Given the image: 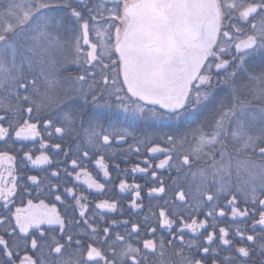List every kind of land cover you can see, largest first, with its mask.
<instances>
[{
	"label": "snow or ice",
	"instance_id": "1",
	"mask_svg": "<svg viewBox=\"0 0 264 264\" xmlns=\"http://www.w3.org/2000/svg\"><path fill=\"white\" fill-rule=\"evenodd\" d=\"M0 264H264V0H0Z\"/></svg>",
	"mask_w": 264,
	"mask_h": 264
},
{
	"label": "flooded vegetation",
	"instance_id": "2",
	"mask_svg": "<svg viewBox=\"0 0 264 264\" xmlns=\"http://www.w3.org/2000/svg\"><path fill=\"white\" fill-rule=\"evenodd\" d=\"M28 146L29 147H33V145L31 143H29ZM34 147L35 148H38L39 147L38 143L35 144ZM36 154L38 155L39 152H36ZM61 158L62 157H60V159ZM127 158H134L135 159V163L138 162V157L135 154H128ZM143 158H144L143 155H141L139 157V162H142ZM160 158H162V157H160ZM118 159H125V158L123 156L117 155L114 158H111V159L106 160V162L109 163V168H110V172H111L110 179L115 180L116 183H118V180L116 179L117 176H121V178H123L121 173H118V172H116V171L113 170L114 165L117 163L116 161ZM109 160H112L114 162H110ZM17 163L19 164V157H18ZM135 163H129V165L127 164L128 167H124V168H120V169L123 170V169L127 168V169L130 170L131 167L133 166V164H135ZM86 166H87L88 170L93 173L94 176L97 174V171L98 170H97L94 162L93 163H87ZM45 167H47V166H45ZM27 173L28 174L39 175L42 178H45L44 181H43L42 187L44 188V191L47 192V185H48V179L47 178L50 175V170L49 171H43V170H41L39 168H33L31 165H29L28 166V169H27ZM133 177H135V181H133ZM99 178L103 182L102 172L99 173ZM82 179H86V178H84L82 176ZM127 180H128L129 183L136 182V183H140L142 186L144 185V179L142 178L141 174H133V173H131L129 171V174L127 176ZM55 182L56 181L53 180V183H55ZM59 182L61 183V185H64L65 184V179L64 178H61V180ZM72 182L79 185V187L77 188V191H79V190H81V188H83L86 193H90V195H89V200L90 201L94 200V198L97 201H98V199L104 198L102 196H97V194H96V192H95L94 189L93 190L87 189V185L86 184H80V182H76L74 177H73V181ZM21 184H23V180H21ZM30 191H31V196L25 194L22 197H19L17 199L16 206H25L27 204V200L28 199H33L34 202H38V199H45L46 202L56 203L57 208H58V210L61 211V213H63L65 211L64 206L60 202L55 201L54 200V197L45 196V195H38L39 190L36 188V186H34V185L31 186ZM117 191H118V189H117ZM124 195H127V193H125ZM142 196L144 198L143 199L144 208H143V210L141 211V213H140V215L138 217L137 216H133L132 217L134 220L138 219V220H141L142 221L145 214H150L151 213L150 212L151 210H149V208H147V205L148 206L150 205V203H149L150 202V199L147 196V187L146 186L143 188ZM122 203L125 205V216H124V218H127V216L129 215V212L127 211L128 201L127 200H124V201H122ZM13 210H14V208H13ZM133 211H135V210H133ZM154 211H157V210L154 209ZM113 215H115V214H110L109 215V218H112ZM118 230L121 231V232L124 231L123 228H120Z\"/></svg>",
	"mask_w": 264,
	"mask_h": 264
},
{
	"label": "trees",
	"instance_id": "3",
	"mask_svg": "<svg viewBox=\"0 0 264 264\" xmlns=\"http://www.w3.org/2000/svg\"><path fill=\"white\" fill-rule=\"evenodd\" d=\"M72 74H76V69H70L69 70ZM139 136V134H137ZM128 144H132L133 146V150L135 149V147L137 146L131 139L128 141V143H122V144H119V145H114L113 148L110 150V151H116V152H123L125 150H127L128 148ZM142 147V146H141ZM145 152V149H142L141 148V153H144ZM52 154V153H50ZM128 154H134V152H129ZM63 159V157L61 158ZM110 162H114L112 160H109ZM117 163H119L120 165V168H124V167H128L129 163H135V159L134 158H127V162H125V159H118L116 161ZM128 164V165H127ZM169 196H171V193H169ZM150 205L148 206L147 205V208H149V210H151L150 212L154 211V209L157 210L158 212V208H156L155 206L158 204V203H163L162 200H158V199H152L150 200Z\"/></svg>",
	"mask_w": 264,
	"mask_h": 264
},
{
	"label": "rangeland",
	"instance_id": "4",
	"mask_svg": "<svg viewBox=\"0 0 264 264\" xmlns=\"http://www.w3.org/2000/svg\"><path fill=\"white\" fill-rule=\"evenodd\" d=\"M70 69H76V68H75V66H72V67L69 68V70H70ZM137 134H139V133H137ZM121 144H122V143H121ZM141 148L144 149L143 146H142Z\"/></svg>",
	"mask_w": 264,
	"mask_h": 264
}]
</instances>
